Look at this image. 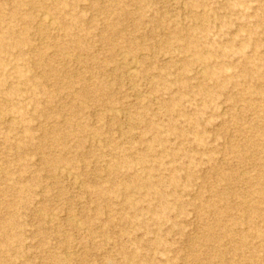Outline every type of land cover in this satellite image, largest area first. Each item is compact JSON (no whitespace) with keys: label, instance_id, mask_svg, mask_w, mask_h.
<instances>
[{"label":"rangeland","instance_id":"rangeland-1","mask_svg":"<svg viewBox=\"0 0 264 264\" xmlns=\"http://www.w3.org/2000/svg\"><path fill=\"white\" fill-rule=\"evenodd\" d=\"M0 264H264V0H0Z\"/></svg>","mask_w":264,"mask_h":264},{"label":"bare ground","instance_id":"bare-ground-1","mask_svg":"<svg viewBox=\"0 0 264 264\" xmlns=\"http://www.w3.org/2000/svg\"><path fill=\"white\" fill-rule=\"evenodd\" d=\"M34 18L41 24V25H44L45 27H47V28H49V29H53V25H54V21L52 20V18L51 17H49L48 15H46V14H44V13H37L36 12V14L34 15ZM20 42V41H19ZM162 45V44H161ZM60 55V54H59ZM122 56V55H121ZM127 56V55H126ZM122 59H123V61H124V63L126 64V66L128 67L127 68V76L128 77H130V78H132L135 74H136V72H137V70H138V68H137V65H136V63H135V61H134V59H131V57H130V59L128 58V57H126V58H123V56H122ZM202 75V74H201ZM119 111V110H118ZM117 111H114V110H112V115L114 116V117H116L117 116ZM116 115V116H115ZM62 171V170H61ZM60 171V173H62ZM65 172V171H64Z\"/></svg>","mask_w":264,"mask_h":264}]
</instances>
